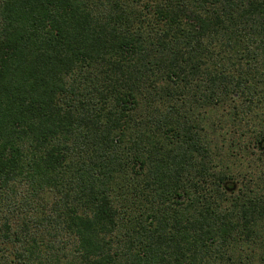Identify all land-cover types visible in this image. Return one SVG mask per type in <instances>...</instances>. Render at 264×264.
<instances>
[{
  "label": "trees",
  "instance_id": "1",
  "mask_svg": "<svg viewBox=\"0 0 264 264\" xmlns=\"http://www.w3.org/2000/svg\"><path fill=\"white\" fill-rule=\"evenodd\" d=\"M0 264H264V0H0Z\"/></svg>",
  "mask_w": 264,
  "mask_h": 264
},
{
  "label": "rangeland",
  "instance_id": "2",
  "mask_svg": "<svg viewBox=\"0 0 264 264\" xmlns=\"http://www.w3.org/2000/svg\"><path fill=\"white\" fill-rule=\"evenodd\" d=\"M247 139H248L247 136H243L241 139V142L243 144H245V146L247 144L246 143ZM226 148L227 147H225V149ZM228 149L229 148H227V150ZM228 153L236 154V158H235L236 160L234 158H232L231 160H233V162L228 161V163L229 162L231 163V169H232V173L234 174V177L232 179L226 180L225 185H226V189H227L228 186H231V184H233L234 188L232 191L234 193H237L241 187L242 177L244 175L249 179H251L249 176L255 177L257 175L256 172H257L259 164L261 162V161H259L260 152L256 148H253V149L250 148V149H245V151L240 153V155H237L238 151H236L235 149L228 150ZM243 182H244V180H243ZM227 191H229V190H227ZM232 191H229V192H232Z\"/></svg>",
  "mask_w": 264,
  "mask_h": 264
},
{
  "label": "water",
  "instance_id": "3",
  "mask_svg": "<svg viewBox=\"0 0 264 264\" xmlns=\"http://www.w3.org/2000/svg\"><path fill=\"white\" fill-rule=\"evenodd\" d=\"M232 188H234V186Z\"/></svg>",
  "mask_w": 264,
  "mask_h": 264
}]
</instances>
